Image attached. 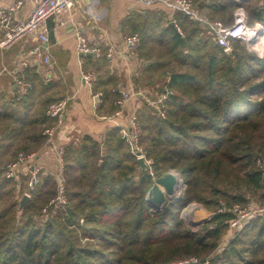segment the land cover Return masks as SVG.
Masks as SVG:
<instances>
[{"label": "trees", "instance_id": "obj_1", "mask_svg": "<svg viewBox=\"0 0 264 264\" xmlns=\"http://www.w3.org/2000/svg\"><path fill=\"white\" fill-rule=\"evenodd\" d=\"M238 6L249 22L264 23V0H211L206 7L211 18L229 23ZM175 17L182 33L170 25L157 31L151 15L145 25L133 24L140 56L153 61L148 67L171 72L166 116L153 107L139 112L154 174L138 164L118 127L103 139L84 134L65 145V212L49 206L57 191L52 176L41 174L19 208L27 176L0 172V264H264V217L221 245L232 214L218 211L254 195L264 201V172L256 165L264 159V58L240 39L227 52L184 12ZM114 82L99 76L94 84L108 101L101 112L118 108L121 93L108 86ZM25 96L0 112V153L11 135L16 153L39 148L44 129L57 121L47 112L56 98L27 114ZM170 169L186 183L184 195L153 211L146 193ZM192 201L215 211L198 229L180 215ZM42 208L47 214L39 220Z\"/></svg>", "mask_w": 264, "mask_h": 264}, {"label": "crops", "instance_id": "obj_2", "mask_svg": "<svg viewBox=\"0 0 264 264\" xmlns=\"http://www.w3.org/2000/svg\"><path fill=\"white\" fill-rule=\"evenodd\" d=\"M11 1L14 0H0V8ZM192 1L200 17L209 21L219 19H213L209 15V9L206 6L211 0ZM31 8V0H23L18 16L26 18ZM240 8L244 9L243 6L236 7L230 22L226 24L234 21V16ZM177 12L160 1L146 4L142 0H75L69 10L54 14L47 19L49 39L40 56L32 52V48L39 43L36 35L24 36L0 48V112L11 105H16L13 99L22 98V96L18 97L15 76L21 70L23 61L28 62L24 71L32 82L28 95L25 96L27 93L23 95L25 96L23 106L29 107L27 114L34 112L43 99L71 96L63 122L58 124L56 121L52 125L55 127L52 140L48 141L46 135L42 145L31 150L36 152L35 160L41 165L43 175H50L55 179L59 171L57 155L59 146H65L70 141H78L84 134L103 139L109 130L117 127L116 121L126 124L132 113H137L139 116L141 110L152 109V102L167 89L166 84L170 80L171 72L166 70L161 73L148 67L153 61L140 56L141 35L134 29L133 24L145 25L144 22L147 23L151 15L157 18L156 28L161 32L167 25L177 27L175 17ZM189 18L193 19L190 16ZM174 20L177 25L173 23ZM194 21L213 38L209 26L202 21ZM254 22L256 21L249 23ZM77 30L87 38L90 46L101 48L99 57L94 53L77 51L78 39L75 35ZM131 33L140 35L137 55H132L126 50L125 38ZM109 45L113 47L111 57L105 54ZM155 49L157 48L154 47L152 50ZM44 54L50 56V62H44ZM82 71L94 73L93 91H103L102 86L99 89L94 88L99 76L104 79L110 76L115 82L108 86H115L120 93L127 91L132 94L120 107L118 106L116 109V111L119 110L118 114L116 111L114 113H109L108 110L100 111L102 108H107L108 104V101H103L104 91L100 104L94 108L91 88L84 83ZM6 138L3 140L4 150L1 149L0 153L2 162L12 160L16 156L14 150L17 144L16 136L11 135ZM20 139L19 137L18 141ZM21 174L25 175L22 172Z\"/></svg>", "mask_w": 264, "mask_h": 264}, {"label": "built area", "instance_id": "obj_3", "mask_svg": "<svg viewBox=\"0 0 264 264\" xmlns=\"http://www.w3.org/2000/svg\"><path fill=\"white\" fill-rule=\"evenodd\" d=\"M146 4H152L156 1H160L165 5L169 6L173 11H182L189 15L194 20L202 21L204 24L209 26L212 31L214 40L226 49H232L233 41L240 39L243 41L248 50H250V39L248 29L251 28L256 22L249 23L247 21L246 13L244 9L240 8L235 16L234 21L230 24H226L221 20L209 21L199 16L195 9L194 2L192 0H142ZM75 0H31L32 8L29 15L26 18H20L18 11L23 4V0H14L7 3L5 6L0 8V48L6 47L17 40L28 35H36L39 43L33 48L32 52L36 56L42 54L45 44L48 42V29L46 26L47 19L57 13L69 10L74 5ZM174 23H177L174 20ZM261 24H264L260 22ZM180 32L181 29L177 25ZM259 31H264L261 29ZM75 35L78 39L77 51L79 53L92 52L97 57L101 55L100 47H92L87 41V38L79 31H75ZM257 39L256 35L251 36V41ZM140 42V35L138 33H131L125 38L126 50L132 55L138 54V45ZM113 53L112 45H109L105 54L107 57H111ZM44 62H50V56L44 54ZM28 64L27 61L22 62L21 70L15 76V83L17 85L18 97L25 95L31 88L32 82L26 75L24 67ZM82 79L86 83L92 92L94 98V108L100 104L103 91H93L92 83L95 79L93 72L82 71ZM172 91L166 89L162 94L152 102L157 113L162 117L166 116V101L169 93ZM132 94L127 91H122L121 95L115 100V104L119 107L131 96ZM71 96H63L52 101L47 109L50 116L55 117L58 124H61L64 120L66 108ZM119 110L116 111V114ZM121 133V136L127 143L130 153L136 158L143 157L148 165V170L151 174H154V168L152 166V159L147 156L145 148L141 142L142 137V124L137 113H132L128 117L126 124L116 121L115 124ZM55 127L51 126L45 128L43 133L47 135V140L51 141ZM65 146L61 145L57 149L59 171L56 174V194L50 202L52 212L66 211V205L68 202L67 194L64 189L63 171L65 166L64 158ZM35 151L19 150L16 153L15 158L5 163L0 162V172H3L6 177L19 178V175L24 173L26 177V187L22 194L27 193L30 195L31 191L36 187L39 182V177L43 173L41 165L35 160ZM256 165L264 172V159L256 158ZM19 183V182H18ZM223 203V202H222ZM227 210L230 211L232 216L229 220L230 227L232 229L242 228L246 222L255 217H264V203H256L248 201L245 204L240 202L232 203L228 206L223 204L218 211Z\"/></svg>", "mask_w": 264, "mask_h": 264}, {"label": "water", "instance_id": "obj_4", "mask_svg": "<svg viewBox=\"0 0 264 264\" xmlns=\"http://www.w3.org/2000/svg\"><path fill=\"white\" fill-rule=\"evenodd\" d=\"M226 51L231 52V49L227 48ZM88 53H92V52H88ZM137 161H138V164L142 168L144 169L148 168V165L143 157H137ZM171 170L173 169H170L166 173L155 177L152 185L149 187L146 193V197H145L146 201L148 202V204H150L153 211L162 208L165 202L168 201L167 200L168 197L171 198L170 201L172 202V201L180 200L184 195V191H183L178 196L173 197V193H174L176 183L178 182V180L182 182L184 188L186 186V183L184 182L183 178L180 176L179 172H176V174L173 175ZM29 197L30 195L27 193H24L21 196L19 200V208L23 207V205L28 201ZM192 206L195 208L198 207L197 205H192ZM204 221L205 219L195 220V221H192L191 224L192 225L201 224Z\"/></svg>", "mask_w": 264, "mask_h": 264}, {"label": "rangeland", "instance_id": "obj_5", "mask_svg": "<svg viewBox=\"0 0 264 264\" xmlns=\"http://www.w3.org/2000/svg\"><path fill=\"white\" fill-rule=\"evenodd\" d=\"M218 20H220V19H218ZM221 21H222V20H221ZM153 108H154V106H153ZM1 163H5V162H1ZM176 172H177V171H176ZM185 189H186V186H185V188H184L183 191H185ZM23 191H24V190L22 189L21 193H23ZM22 195H23V194H20V196H19V200H20V198H21ZM167 200L170 201L171 198L168 197ZM249 201H251V202H256V203H260V202L264 203V201H262L260 198H258V197L255 196V195L252 196V197H250V198H249ZM223 203H224V202H223ZM192 205H197V206H198L197 208H195V207L191 208V211L193 210V211H192V212H193L192 215H188V213L185 214V215H181V213H182V211H183V209H184L185 207H190V206H192ZM41 212H42V214H40L41 216H39V220H42L43 218H45V214H47V210L44 211L43 208H42V211H41ZM214 212H215V211H213V210H211V209L205 207L202 203L197 202V201H192V202H190V203L184 205V206L181 208V210H180V215H181V217H182V218H183V219H184V220L190 225L191 222H192V221H195V220H201V219H205V220H207V219H209V218L212 216V214H213ZM190 226H192V229H198V228H199V224H196V225H192V224H191ZM234 231H235V229H232V228H230V230L227 231V233L225 234L224 239H223L221 245L225 244V242H227V239L231 238V235L234 233ZM192 260H195V259H192Z\"/></svg>", "mask_w": 264, "mask_h": 264}, {"label": "clouds", "instance_id": "obj_6", "mask_svg": "<svg viewBox=\"0 0 264 264\" xmlns=\"http://www.w3.org/2000/svg\"><path fill=\"white\" fill-rule=\"evenodd\" d=\"M264 29V24L257 21L251 28L248 29L249 39H250V51L254 52L257 56L264 58V31H259ZM256 35L257 39L251 41V36ZM172 174H176V170H171ZM189 207H185L181 215H185L189 212Z\"/></svg>", "mask_w": 264, "mask_h": 264}, {"label": "bare ground", "instance_id": "obj_7", "mask_svg": "<svg viewBox=\"0 0 264 264\" xmlns=\"http://www.w3.org/2000/svg\"><path fill=\"white\" fill-rule=\"evenodd\" d=\"M183 188H184V186H183L182 182L178 180V182L176 183L174 193H173V197H176L179 194H181L183 192ZM191 208H193V206L189 207L190 210L188 212V215H192V213H193L192 212L193 210L191 211Z\"/></svg>", "mask_w": 264, "mask_h": 264}]
</instances>
